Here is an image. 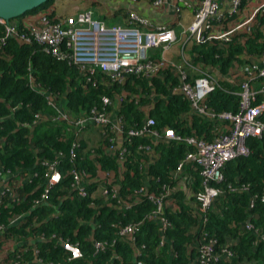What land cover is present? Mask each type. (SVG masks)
Here are the masks:
<instances>
[{
    "label": "trees",
    "instance_id": "obj_1",
    "mask_svg": "<svg viewBox=\"0 0 264 264\" xmlns=\"http://www.w3.org/2000/svg\"><path fill=\"white\" fill-rule=\"evenodd\" d=\"M56 1L11 21L22 34L38 27L43 16L65 17L56 13ZM88 1L96 5L103 0ZM123 1L127 4L119 11H126L109 17L128 20L135 12L155 25L175 28L182 10L193 7L195 15L203 0L179 3L181 12L168 8L175 17L171 24L139 13L134 6L138 0ZM147 2L153 8L166 7ZM260 2L242 16L248 0L235 12L226 0L221 18L210 20L209 28L189 36L184 45L195 67L220 75V85L203 101L208 110L240 108L242 83L248 78L243 68L252 56L264 55ZM156 50L149 52L153 60L161 56ZM183 68L193 82L198 71ZM181 83L180 73L166 65L150 75L130 74L118 81L99 68L60 60L37 41L11 36L0 42V264H202L200 245L211 241L216 251L227 248L232 253L211 264H264V241L247 229L250 222L264 235V133L247 140V155L227 162L223 179L214 182L223 193L202 210L196 197L203 189L200 167L188 162L176 172L191 145L157 141L147 151L139 148L149 142L145 136L120 145L110 140L114 133L100 129L96 147L88 148L83 129L77 135L74 123L55 121L59 111L49 103L50 98L70 121L96 108L118 113L126 127H139L152 117L159 127L173 128L184 137L214 139L227 122L195 111L177 90ZM262 100L264 94H259L255 103ZM55 169L61 178L50 184ZM75 173L83 192L75 187ZM185 184L189 196L182 191ZM243 185L250 190L234 189ZM168 190L160 215L170 225L163 230L157 217L146 216L157 206L148 196ZM65 242L78 247L81 255L74 257Z\"/></svg>",
    "mask_w": 264,
    "mask_h": 264
},
{
    "label": "built area",
    "instance_id": "obj_2",
    "mask_svg": "<svg viewBox=\"0 0 264 264\" xmlns=\"http://www.w3.org/2000/svg\"><path fill=\"white\" fill-rule=\"evenodd\" d=\"M127 1L134 2L136 0ZM221 1L203 0L202 5L195 13L194 20L185 33L188 36L195 35L203 27L209 28L211 26L210 20L220 19L222 16ZM153 2L156 6L166 5L176 12H181V7L178 4L168 0H153ZM241 2L242 0H231V12H235ZM180 3L184 4L186 1L180 0ZM261 11L264 13V5ZM0 24L3 26L0 42L11 36H19L27 42L37 41L43 44L44 49L56 58L69 60L78 66L93 70L99 68L113 80L122 81L130 74L150 75L164 65L177 70L182 78V83L177 90L182 91L188 97L192 108L206 117L227 122L226 126L219 131V135L214 139L206 140L197 136L184 137L177 134L173 128L159 127L152 117L148 118L139 127H126L124 118L118 113L101 111L96 108H93L88 114L70 121L67 113L59 109L50 98L49 103L59 111L54 120L74 123L77 127V135L85 128L105 129V131L115 135L110 140L120 145H123L130 137L145 136L149 139V142L140 145L139 148L147 151L151 150L152 144L157 141L168 142L173 140L191 145L193 148L179 162L176 172L183 170L188 162H194L200 167L203 189L197 193L196 197L202 210H207L214 198L223 193V190L214 186V182L223 179L222 171L227 162L238 156L247 155L249 153L247 140L251 137L261 136L264 133V120L262 119L264 100L255 103L257 96L264 94V86L259 89L252 87L253 82L264 78V55L261 57L252 56L243 68L248 78L242 83L240 108L235 112L217 113L214 110H208L203 105V101L220 85L218 78L208 70L198 69L184 58L186 65H178L167 57L178 37L175 28L155 25L135 12L129 13L127 26L108 25L105 21L94 18L90 11L77 16L68 15L56 20L43 16L38 27H33L29 32L22 34L19 33L15 21H6L1 18ZM248 30H251V27H248ZM221 37L229 40L226 34L221 35ZM153 49L161 50V56L158 60H153L149 56V52ZM182 52L184 53V49H182ZM185 66L198 71L193 82L187 80V73L183 68ZM103 101L105 104L109 103L108 97H104ZM74 176L76 180L75 187L83 192L79 175L75 173ZM48 178L50 184L57 183L60 181L61 175L55 169ZM234 189L237 191L250 190L249 185ZM168 193L169 190L166 193L162 192L159 195L150 194L148 196L157 206L146 216L157 217L163 230L170 225L160 215L163 198ZM262 199H264V194ZM3 228V225H0V230ZM127 229L128 227L125 228V230ZM247 229L257 233L259 239L264 241V235L259 228L248 222ZM64 246L73 253L74 257L81 255L78 247L68 242H65ZM221 256H232V253L227 248L216 251L213 241L200 245L202 264H211L219 260Z\"/></svg>",
    "mask_w": 264,
    "mask_h": 264
},
{
    "label": "crops",
    "instance_id": "obj_3",
    "mask_svg": "<svg viewBox=\"0 0 264 264\" xmlns=\"http://www.w3.org/2000/svg\"><path fill=\"white\" fill-rule=\"evenodd\" d=\"M104 1L105 2L103 4H101V5L103 7H105L104 9L107 10V13H114L116 11L121 13V11H123L125 8L120 10V11H119V9L125 7L126 4H127L126 2H122L121 0H104ZM168 1H170V2H172L174 4H179L180 3V0H168ZM185 1L187 2V1H190V0H185ZM260 1L263 2L264 0H248V3L246 5V7L242 11V16H247V14L251 13L253 11V9L257 5H259ZM221 2H222V8L227 10V7L225 6L226 0L225 1L222 0ZM195 3H196V0H193V2H189V4H192V5H194ZM134 6L138 10L139 13L142 12V13H145V14H149L152 17H154L158 22H162L164 24H171L173 22V19L175 18L174 15H171L170 13H168L169 9H171L169 6H166L167 8L163 7V9L162 8L161 9L153 8V7L148 6L147 0H138V3H136ZM87 9H88V11L92 12L91 8H87ZM152 10H154V11H152ZM125 11H126V9H125ZM72 12L73 11H68V12H66L67 14H60V15H63V16H66L68 14L71 15ZM92 15L95 18L94 12H92ZM179 17L180 18L177 21V25L175 26V29H176L177 34H178L177 35L178 37H177L176 42L173 44V46H176L177 48H178V46H179V48L183 47L185 45L186 41L189 39V38H187L186 41L183 42L182 41L183 40L182 34L186 30L185 28L190 26L192 21H193L194 8L192 7V8L183 9ZM96 19L101 20L100 17H97ZM116 20H120L121 21V23L119 25H123V26H127L128 25V20H127L126 16L123 17V15H122V17H117ZM173 46H172V48H173ZM172 48L168 52L167 57L169 59H171L172 61H174L175 63H178L177 61L181 62V58L177 55V53L175 54V52L172 51ZM154 52H157V50L156 49L151 50V53H154ZM212 72L218 74V72L215 71L214 69L212 70ZM263 86H264V80H261V79L258 80V81H255L254 83H252V87L255 88V89H259V88H261ZM182 191L185 194H187V196H189V194L191 193V191H190V189H189L187 184L183 185Z\"/></svg>",
    "mask_w": 264,
    "mask_h": 264
},
{
    "label": "rangeland",
    "instance_id": "obj_4",
    "mask_svg": "<svg viewBox=\"0 0 264 264\" xmlns=\"http://www.w3.org/2000/svg\"><path fill=\"white\" fill-rule=\"evenodd\" d=\"M121 1L124 2L123 0H121ZM104 2H105L104 0L101 1V4H103ZM101 4L93 5L88 0H58L57 2H55L54 8H55L57 14H67L66 12L73 11L71 13V15H76V16L83 14L85 12H88L87 8H91L92 12H94L95 18L100 17L101 19L106 20V23L108 25L120 24L121 19L116 20V17H112V16L109 17L107 10H105L104 9L105 7H103ZM152 11H154V10H152ZM68 15H70V14H68ZM119 16H122V15H118L117 17H119ZM194 17H195V15H194ZM194 17H193V20H194ZM188 27L185 28L186 29L185 31H187ZM185 31L182 34V38H183L182 41L183 42H185L186 39L188 38V34L185 33ZM178 48H179V46H178ZM178 48L176 46H173V48H172V51H174L175 54L177 53V55L181 58V62L177 61L178 62L177 64L178 65H186L183 58L186 61L191 62V59L189 58V56L182 52V49H184V46L180 47L179 49ZM210 72L215 77L219 78L220 75H218L212 71H210ZM261 80H264V79H261ZM82 133H83L84 138H88V140H87L88 141L87 142L88 148L96 147V144H97L98 140L100 139V134H101L100 129L96 128V127L95 128L90 127V128L84 129L82 131Z\"/></svg>",
    "mask_w": 264,
    "mask_h": 264
},
{
    "label": "water",
    "instance_id": "obj_5",
    "mask_svg": "<svg viewBox=\"0 0 264 264\" xmlns=\"http://www.w3.org/2000/svg\"><path fill=\"white\" fill-rule=\"evenodd\" d=\"M48 0H0V19L10 21L33 10Z\"/></svg>",
    "mask_w": 264,
    "mask_h": 264
}]
</instances>
